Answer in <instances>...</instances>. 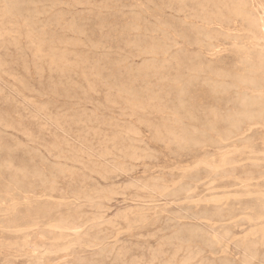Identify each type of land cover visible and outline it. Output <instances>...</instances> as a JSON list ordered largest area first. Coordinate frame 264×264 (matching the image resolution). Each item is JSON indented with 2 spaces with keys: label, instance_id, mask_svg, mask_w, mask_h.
I'll return each mask as SVG.
<instances>
[{
  "label": "rangeland",
  "instance_id": "rangeland-1",
  "mask_svg": "<svg viewBox=\"0 0 264 264\" xmlns=\"http://www.w3.org/2000/svg\"><path fill=\"white\" fill-rule=\"evenodd\" d=\"M182 1L0 0V264H264V0Z\"/></svg>",
  "mask_w": 264,
  "mask_h": 264
},
{
  "label": "bare ground",
  "instance_id": "bare-ground-1",
  "mask_svg": "<svg viewBox=\"0 0 264 264\" xmlns=\"http://www.w3.org/2000/svg\"><path fill=\"white\" fill-rule=\"evenodd\" d=\"M172 1H173V0H172ZM176 1H177V0H176ZM183 1H184V0H183ZM183 1H182V2H183ZM198 1H200V0H198ZM215 1H216V0H215ZM220 1L222 2V0H220ZM225 1L228 2L229 0H228V1L225 0ZM4 2H5V1H4ZM13 2H14V1H13ZM16 2H17V1H16ZM195 2H196V1H195ZM201 2L203 3V0H201ZM205 2H206V1H205ZM213 2H214V1H213ZM229 2H230V1H229ZM239 2H240V1H239ZM239 2L237 1V3H239ZM242 2H244V1H242ZM246 2H248V0H247ZM214 3H215V2H214ZM222 3H223V2H222ZM230 3H231V2H230ZM16 4H17V3H16ZM18 4H19V2H18ZM197 4H198V3H197ZM207 4H209L208 6L211 7V5H212L213 3H212L211 5H210V3H207ZM207 4H206V6H207ZM233 4H235V2H234ZM239 4H240V3H239ZM243 4H244V3H243ZM243 4H241V6H242ZM19 5H20V4H19ZM201 5H202V4H201ZM201 5H200V6H201ZM215 5H216V3H215ZM227 5H228V4H227ZM7 6H8V5H7ZM16 6H17V5H16ZM20 6H21V5H20ZM208 6H207V7H208ZM225 6H226V5H225ZM225 6H223L222 8H226ZM238 6L240 7V5H238ZM25 7H26V6H25ZM207 7H206V8H207ZM234 7H236V6H234ZM243 7H244V6H243ZM206 8H204V9L207 10ZM212 8H214L213 5H212ZM8 9H9V8H8ZM204 9H203V11H204ZM217 9H218V7H217ZM219 9H220V8H219ZM219 9H218V12L220 11ZM233 9H234V8H233ZM260 9H261V8H260ZM11 10H12V9H11ZM35 10H36V9H35ZM213 10H214V9H213ZM230 10H231V9H230ZM241 10L243 11V8H242ZM8 11H9V10H8ZM13 11H14V10H13ZM24 11H25V10H24ZM207 11H208V10H207ZM224 11H225V10H224ZM236 11L238 12V9H237ZM239 11H240V10H239ZM21 12H23V11H21ZM30 12H31V11H30ZM35 12H36V11H35ZM190 12H191V11H190ZM216 12H217V11H216ZM221 12H222V11H221ZM221 12H220V13H221ZM227 12H229V11H227ZM233 12H235V11H233ZM32 13H33V12H32ZM209 13H210V12H209ZM230 13H231V12H230ZM240 13H241V12H240ZM240 13H239L238 15L243 14V13H241V14H240ZM244 13H245V12H244ZM14 14H15V12H14ZM205 14H206V13H205ZM205 14H204V15H205ZM207 14H208V13H207ZM210 14H211V13H210ZM215 14H216V13H215ZM221 14L223 15V13H221ZM232 14H233V13H232ZM217 15H220V14H217ZM217 15H215V16H217ZM222 15H221V16H218V17H220V19H221ZM225 15H226V14H225ZM233 15H234V14H233ZM235 15H236V13H235ZM244 15H245V14H244ZM7 16H8V15H7ZM12 16H13V15H12ZM19 16H20V15H19ZM212 16H213V14H212ZM215 16H214V17H215ZM206 17H207V16H206ZM210 17H211V16H210ZM223 17H224V16H223ZM223 17H222V19H223ZM233 17H234V16H233ZM247 17H248V15H247ZM247 17H246V18H247ZM190 18H191V17H190ZM229 18H230V17H229ZM229 18H228V19H229ZM0 19H1V18H0ZM14 19H15V18H14ZM202 19H203V18H201V20H202ZM210 19H212V18H209V20H210ZM215 19H216V18H215ZM235 19H236V18H235ZM241 19H242V17H241ZM8 20H9V19H8ZM209 20H208V21H209ZM243 20H244V19H243ZM248 20H249V19H247V21H248ZM9 21H10V20H9ZM14 21H15V20H14ZM24 21H25V20H24ZM205 21H206V19H205ZM214 21H215V20H214ZM30 22H31V21H30ZM32 22H33V21H32ZM210 22H211V21H210ZM217 22H218V20H217ZM217 22H216V23H217ZM219 22H221V21H219ZM241 22H242V21H241ZM34 23H36V22H34ZM226 23H227V22H226ZM21 24H22V23H21ZM207 24H208V23H207ZM212 24H213V23H212ZM214 24H215V22H214ZM217 24H218V23H217ZM249 24H251V23H249ZM34 25H35V24H34ZM220 25H221V23H220ZM256 25H257V24H256ZM72 26H73V25H72ZM207 26H209V25H207ZM228 26H229V25H228ZM210 27H211V26H210ZM27 28H28V27H27ZM34 28H35V27H34ZM30 29H31V28H30ZM22 30H23V28H22ZM27 30H28V29H27ZM198 30H199V29H198ZM202 30H203V29H202ZM210 30H211V28H210ZM31 31H32V30H31ZM37 31H38V30H37ZM68 31H69V30H68ZM192 31H193V30H192ZM199 31H200V30H199ZM206 31H207V30H206ZM25 32H26V31H25ZM33 32H34V31H33ZM196 32H197V31H196ZM210 32H211V31H210ZM31 33H32V32H31ZM37 33H39V32H37ZM41 33H42V32H41ZM204 33H205V32H204ZM6 34H7V33H6ZM19 34H20V33H19ZM22 34H23V33H22ZM24 34H25V33H24ZM27 34H28V33H27ZM42 34H43V33H42ZM174 34H175V33H174ZM200 34H201V33H200ZM34 35H35V34H34ZM198 35H199V34H198ZM206 35H207V34H206ZM209 35H210V34H209ZM27 36H28V35H27ZM46 36H47V35H46ZM17 37H18V34H17ZM207 37H209V36H207ZM0 38H1V37H0ZM20 38H21V37H20ZM27 38H28V37H27ZM29 38H30V37H29ZM46 38H48V36H47ZM196 38H197V37H196ZM196 38H195V39H196ZM1 39H2V38H1ZM32 39H33V38H32ZM52 39H53V38H52ZM195 39H194V40H195ZM200 39H201V38H200ZM205 39H206V38H205ZM205 39H204V40H205ZM33 40H34V39H33ZM49 40H50V39H49ZM162 40H163V39H162ZM197 40H198V38H197ZM208 40H209V38H208ZM27 41H28V40H27ZM29 41H31V40H29ZM206 41H207V40H206ZM31 42H32V41H31ZM196 42H197V41H196ZM16 43H17V42H16ZM34 43H35V42H34ZM44 43H45V42H44ZM46 43H47V41H46ZM203 43H204V42H203ZM203 43H201V44H203ZM9 44H10V43H9ZM32 44H33V42H32ZM39 44H40V43H39ZM50 44H52V43H50ZM50 44H49V45H50ZM138 44H139V43H138ZM197 44H199V43H197ZM201 44H200V45H201ZM1 45H2V44H1ZM45 45H46V44H45ZM47 45H48V44H47ZM47 45H46V48H47ZM52 45H53V44H52ZM13 46H14V45H13ZM201 46H202V45H201ZM14 47H15V46H14ZM34 47H35V45H34ZM42 47H43V45H42ZM51 47H52V46H51ZM56 47H57V46H56ZM209 47H210V46H209ZM30 48H31V46H30ZM17 49H18V48H17ZM33 49H34V48H33ZM52 49H53V47H52ZM41 50H42V49H41ZM53 50H54V49H53ZM51 51H52V50H51ZM153 51H154V50H153ZM37 52H38V51H37ZM61 52H62V51H61ZM159 52H160V51H159ZM140 53H141V52H140ZM36 54H37V53H36ZM43 54H44V53H43ZM51 54H52V53H51ZM62 54H64V53H62ZM67 54H68V53H67ZM166 54H167V53H166ZM34 55H35V54H34ZM44 55H45V54H44ZM36 57H37V56H36ZM45 58H46V57H45ZM80 58H81V57H80ZM32 59H33V57H32ZM34 59H35V58H34ZM58 59H59V58H58ZM74 59H75V58H74ZM76 59H77V58H76ZM43 60H44V59H43ZM51 61H52V60H51ZM62 61H63V59H62ZM65 61H66V60H65ZM42 62H43V61H42ZM259 62H260V61H259ZM50 63H51V62H50ZM66 63H67V62H66ZM247 63H248V62H247ZM253 63H256V62H253ZM59 64H60V63H59ZM84 64H85V63H84ZM251 64H252V63H251ZM35 65H36V64H35ZM70 65H71V64H70ZM80 65H81V64H80ZM246 65H247V64H246ZM256 65H257V63L255 64V66H256ZM259 65H260V64H259ZM47 66H48V65H47ZM52 66H53V65H52ZM55 66H56V65H55ZM62 66H65V65H62ZM248 66H250V65H248ZM257 66H258V65H257ZM69 67H70V66H69ZM74 67H75V66H74ZM197 67H198V66H197ZM204 67H205V66H204ZM245 67H246V66H245ZM245 67H244V68H245ZM259 67H260V66H259ZM263 67H264V66H263ZM251 68H252V67H251ZM253 68H255V67L253 66ZM253 68H252V69H253ZM256 68H257V67H256ZM34 69H35V67H34ZM41 69H42V68H41ZM200 69H201V68H200ZM205 69H206V68H205ZM245 69H246V68H245ZM258 69H259V68H258ZM36 70H38V69H36ZM54 70H55V69H54ZM59 70H60V69H59ZM193 70H195V69H193ZM202 70H204V69H202ZM247 70H248V69H247ZM262 70H263V69H261V72H262ZM39 71H41V70L39 69ZM196 71H197V68H196ZM206 71H207V70H206ZM206 71H205V72H206ZM212 71H213V70H211L210 72H212ZM57 72H60V71H57ZM199 73H200V72H199ZM246 73H247V72H246ZM59 74H60V73H59ZM196 74H198V73H196ZM210 74H211V73H210ZM252 74H253V73H252ZM192 75H194V74H192ZM59 76H60V75H59ZM61 76H62V75H61ZM226 76H227V75H226ZM236 76H237V75H236ZM250 76H251V75H250ZM253 76H254V75H253ZM253 76H251V78H252ZM82 77H83V75H82ZM181 77H182V76H181ZM214 77H215V76H214ZM214 77H213V78H214ZM222 77H223V76H222ZM83 78H84V77H83ZM185 78H186V77H185ZM219 78H220V77H219ZM241 78H242V77H241ZM245 78H246V76H245ZM227 79H228V78H227ZM249 79H250V78H249ZM221 80H222V79H221ZM224 80H225V79H224ZM237 80H238V79H237ZM247 80H248V78H247ZM129 81H130V80H129ZM239 81H241V79H240ZM209 82H210V81H209ZM243 82H244V81H243ZM245 82H246V81H245ZM252 82H253V81H251V79H250V83H252ZM254 82H257V81H254ZM247 83H248V82H246L245 85H247ZM187 84H188V83H187ZM248 84H249V83H248ZM252 84H253V83H252ZM252 84H251V85H252ZM254 84H255V83H254ZM203 85H204V84H203ZM215 85H216V84H215ZM222 85H223V84H222ZM187 87H188V86H187ZM250 87H251V86H250ZM256 87H257V86H256ZM113 88H114V87H113ZM127 88H128V87H127ZM127 88H126V89H127ZM107 89H109V88H107ZM110 89H111V88H110ZM116 89H117V88H116ZM178 89H179V88H178ZM124 90H125V89H124ZM124 90H122V91H124ZM189 90H190V89H189ZM177 91H178V90H177ZM179 92H180V90H179ZM184 92H185V91H184ZM124 93H125V92H124ZM235 93H236V92H235ZM249 93H250V92H249ZM253 93H254V92H253ZM116 94H117V93H116ZM177 94H178V93H177ZM180 94H181V93H180ZM119 95H120V94H119ZM133 95H134V94H133ZM182 95H183V94H182ZM241 95H242V94H241ZM179 96H180V95H178L177 97H179ZM238 96H239V95H238ZM181 97H182V96H181ZM186 97H187V96H186ZM186 97H185V98H186ZM216 97H217V96H216ZM244 97H245V96H244ZM125 98H126V97H125ZM127 98H128V97H127ZM188 98H189V97H188ZM245 98H246V97H245ZM178 99H179V98H178ZM242 99H243V98H241V100H242ZM187 100H188V99H187ZM239 100H240V98H239ZM241 100H240V101H241ZM252 100H253V99H251L250 101H252ZM117 101H118V100H117ZM188 101H189V100H188ZM243 101H244V100H243ZM247 101H249V100L247 99ZM244 102H246V101H244ZM253 102H254V101H253ZM127 103H128V102H127ZM177 103H178V101H177ZM179 103H180V102H179ZM179 103H178V104H179ZM248 103L251 104L250 102H248ZM184 104H185V103H184ZM241 104H242V103H241ZM252 104H253V103H252ZM180 105H181V104H180ZM182 105H183V104H182ZM226 105H227V104H226ZM243 105H244V104H243ZM243 105H241V106H243ZM129 106H130V105H129ZM246 106H247V104H246ZM246 106H243L242 109H243L244 107L246 108ZM249 106H250V105H249ZM133 107H134V106H133ZM170 107H171V106H170ZM173 107H174V106H173ZM183 107H186V106H182V108H183ZM190 107H191V106H190ZM256 107H257V106H256ZM136 108H137V107H136ZM177 108H178V107H177ZM249 108H250V107H249ZM257 108H258V107H257ZM260 108H261V107H260ZM142 109H143V108H142ZM158 109H159V108H158ZM158 109H157V110H158ZM183 109L185 110V108H183ZM183 109H182V110H183ZM192 109H193V107H192ZM251 109H252V107H251ZM261 109H262V108H261ZM154 110H155V109H154ZM186 110H189V109H186ZM247 110H250V109H247ZM247 110H246V111H247ZM162 111H163V110H162ZM190 111H191V110H190ZM246 111H245V112H246ZM166 112H167V111H166ZM183 112H184V111H183ZM251 112H253V111H251ZM141 113H142V112H141ZM144 113H145V112H144ZM174 113H176V112H174ZM185 113H186V112H185ZM243 113H244V112H243ZM253 113H254V115H257V114H258V113L255 114L256 112H253ZM158 114H159V113H158ZM177 114H178V113H177ZM248 114H249V113H248ZM248 114H247V115H248ZM247 115H246V116H247ZM250 115H251V114H250ZM261 115H262V114H261ZM261 115H260V117H261ZM191 116H192V115H191ZM191 116H190V117H191ZM182 117H183V116H182ZM249 117H250V119H252L251 116H249ZM257 117H258V116H257ZM260 117H259V118H260ZM188 118H189V117H188ZM203 118H204V117H203ZM247 118H248V116H247ZM247 118H246V119H247ZM166 119H167V118H166ZM215 119H216V118H215ZM241 119H243V118L241 117ZM250 119H249V121H250ZM253 119H254V118H253ZM253 119H252V121H253ZM234 120H235V119H234ZM255 120H256V118H255ZM175 121H176V120H175ZM236 121H237V120H236ZM236 121H235V122H236ZM241 122H242V121H241ZM137 123H138V122H137ZM166 123H167V122H166ZM211 123H213V122H211ZM237 123H238V122H237ZM207 124L209 125V123H207ZM181 125H182V124H181ZM134 129H135V128H134ZM127 132H128V131H127ZM127 132H126V133H127ZM168 132H169V131H168ZM234 132H235V131H234ZM237 132H238V131H237ZM182 133H183V132H182ZM183 134H184V133H183ZM229 134H230V133H229ZM135 135H136V133H135ZM135 135H134V136H135ZM200 135H201V134H200ZM233 135H234V134H233ZM132 136H133V135H132ZM131 140H132V139H131ZM153 141H154V140H153ZM157 143H158V142H157ZM111 144H112V143H111ZM135 150H136V149H135ZM107 151H108V150H107ZM124 152H125V151H124ZM130 152H131V151H130ZM136 152H137V151H136ZM107 153H108V152H107ZM119 153H120V152H119ZM142 153H143V151H142ZM122 154H123V152H122ZM58 155H59V154H58ZM107 155H108V154H107ZM112 155H113V154H112ZM134 157H135V156H134ZM146 157H147V156H146ZM101 158H102V157H101ZM103 158H104V157H103ZM106 159H107V158H106ZM128 159H129V158H128ZM102 160H103V159H102ZM116 160H117V159H116ZM112 161H113V160H112ZM133 162H134V161H133ZM94 165H95V164H94ZM112 165H113V164H112ZM116 165H117V164H116ZM122 166H123V165H122ZM116 168H117V167H116ZM132 168H133V167H132ZM209 170H210V169H209ZM85 171H86V170H85ZM120 171H121V170H120ZM123 173H124V172H123ZM40 175H41V174H40ZM60 176H61V175H60ZM136 184H137V183H136ZM49 185H50V184H49ZM51 185H52V184H51ZM145 189H146V188H145ZM105 192H106V191H105ZM109 193H110V192H109ZM157 193H158V192H157ZM82 198H84V197H82ZM159 198H160V197H159ZM86 199H87V198H86ZM213 200H214V199H213ZM87 201H88V200H87ZM87 201H86V202H87ZM95 208H96V207H95ZM136 210H137V209H136ZM128 212H129V211H128ZM129 213H130V212H129ZM103 215H104V214H103ZM124 215H125V214H124ZM204 215H205V214H204ZM97 219H98V218H97ZM209 219H210V218H209ZM113 222H115V221H113ZM138 222H139V221H138ZM102 224H103V223H102ZM135 225H137V224H135ZM187 228H188V227H187ZM93 229H94V228H93ZM183 229H184V228H183ZM254 229H255V228H254ZM32 230H33V229H32ZM175 234H176V233H175ZM247 234H248V233H247ZM179 235H180V233H179ZM166 239H167V238H166ZM173 239H174V238H173ZM173 239H172V241H173ZM179 240H180V239H179ZM170 241H171V240H170ZM94 242H95V241H94ZM160 242H161V240H160ZM176 243H177V242H176ZM180 244H181V243H180ZM184 245H185V244H184ZM93 246H94V245H93ZM256 246H257V245H256ZM162 247H163V245H162ZM249 247H250V246H249ZM158 248H159V247H158ZM205 248H206V247H205ZM210 248H211V247H210ZM187 249H188V248H187ZM226 250H227V249H226ZM124 251H125V250H124ZM186 251H187V250H186ZM125 252H126V251H125ZM177 253H178V252H177ZM189 253H190V252H189ZM175 254H176V253H175ZM201 254H202V253H201ZM49 255H50V254H49ZM200 256H201V255H200ZM115 257H116V256H115ZM119 257H120V256H119ZM173 257H175L174 254H173ZM186 260H187V259H186ZM194 260H195V258H194ZM106 261H107V260H106ZM112 261H113V260H112ZM189 262H190V261H189ZM248 262H249V261H248ZM114 263H115V262H114ZM201 263H203V260H202ZM205 263H206V262H205ZM218 263H219V262H218ZM220 263H221V262H220Z\"/></svg>",
  "mask_w": 264,
  "mask_h": 264
}]
</instances>
